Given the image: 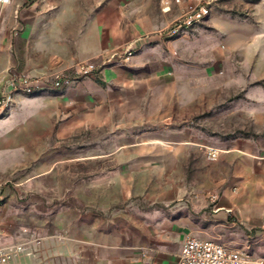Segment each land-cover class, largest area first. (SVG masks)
<instances>
[{
    "label": "rangeland",
    "instance_id": "1",
    "mask_svg": "<svg viewBox=\"0 0 264 264\" xmlns=\"http://www.w3.org/2000/svg\"><path fill=\"white\" fill-rule=\"evenodd\" d=\"M53 1H57L53 15L44 17L43 23L59 29L61 41L64 35L70 43L78 36V22L105 2ZM19 2L12 0L0 20V87L6 88L18 77H28L40 88L31 94H16L13 103L0 109V181L5 182L8 195L2 212L13 219L11 224L31 226L46 237L41 247L44 249L23 259L26 264H88L75 253L70 230H57L68 221L72 229V221L58 220L57 214L77 207L95 211L111 218L112 228L116 229L120 219L112 216L131 202V174L147 172L150 180L160 178L168 189L174 186L170 180L174 183L176 179L183 187L187 185V159H170L168 151L177 144L142 143L159 128L157 124L137 122L136 118L121 121L118 113L95 126L83 124L66 129L70 119L59 100L62 90L49 83L58 74H73L82 61L75 60L65 69L57 57L45 67L44 56L39 64L43 67L34 71L14 67L12 49L8 39H3L2 29L6 27L10 33ZM38 2L44 5L48 0ZM132 12L137 24L152 32L167 27L179 13L177 8L164 12L161 0H135ZM165 40H176L169 50L171 70L187 76L186 83L177 87V102L171 107L186 114L183 119L187 121L183 120L182 125L200 132L211 146L220 147L233 139L262 142L264 0H214L211 14L203 21L187 34ZM36 43L30 42L28 50L33 51V45L37 49ZM33 52L39 53V49ZM23 54V49L18 52L22 63ZM169 126L164 124L165 128ZM126 141L137 144L126 145ZM204 147L198 146L196 152L204 153ZM151 186L147 191L152 190ZM217 223L214 217L206 220L200 226L202 233L197 235L264 256V231L252 228L247 232L242 225ZM140 249L146 252L149 248Z\"/></svg>",
    "mask_w": 264,
    "mask_h": 264
},
{
    "label": "crops",
    "instance_id": "2",
    "mask_svg": "<svg viewBox=\"0 0 264 264\" xmlns=\"http://www.w3.org/2000/svg\"><path fill=\"white\" fill-rule=\"evenodd\" d=\"M134 1L105 0L95 13L78 22V36L72 43L64 35L61 41L59 29L43 23L44 17L53 15V6L57 4L53 0L44 5L38 0H20L15 6L10 33L6 27L2 29L3 39H8V47L12 49L14 67L34 71L43 67L39 64L44 56L45 67L57 57L65 69L75 60H93L100 66V74L84 76L61 89L59 100L70 119L66 129L83 124L95 126L118 113L121 121L136 118L137 122H154L159 128L142 143L177 144L178 147L168 151L170 159H187V185L183 187L176 179L174 183L170 180L174 186L168 189L165 181L160 178L152 181L147 172L131 174L128 185L131 202L112 216L120 219L116 229L112 228L111 218L95 211L77 207L57 214L58 220L72 221V229L68 221L57 230H70L75 253L88 264H176L185 238L202 233L200 226L212 217L218 221L217 225H242L247 232L252 228L264 231V139L259 143L233 139L218 147L219 158L210 164L205 151L196 152L198 146L211 145L200 132L182 125L183 120L187 121L183 119L185 113L171 108L177 102V87L187 81V76L171 70L169 50L176 40L154 34L151 40L141 39L138 52L128 62L106 59L108 54L147 31L134 19ZM10 3L3 10L11 7ZM30 42L38 45L39 53L33 52L37 50L34 45L33 51L28 50ZM22 49L23 63L18 56ZM165 123L170 126L165 128ZM150 183L152 190L147 191ZM6 205L0 207V229L4 230L13 223L2 212ZM140 247L149 249L145 252Z\"/></svg>",
    "mask_w": 264,
    "mask_h": 264
},
{
    "label": "built area",
    "instance_id": "3",
    "mask_svg": "<svg viewBox=\"0 0 264 264\" xmlns=\"http://www.w3.org/2000/svg\"><path fill=\"white\" fill-rule=\"evenodd\" d=\"M12 0H0V18L3 8ZM214 0H161L164 12L177 8L179 13L162 30L146 31L139 39L126 42L121 48L106 56L115 63L128 62L139 50L141 39L151 40L154 34L164 39H172L187 34L188 30L211 14ZM101 68L96 61L88 60L77 64L73 74H58L49 85L63 89L91 74H100ZM40 86L28 77L10 80L6 88L0 87V109L14 102L18 93L31 94ZM205 155L209 161L219 158L221 149L205 146ZM8 195L5 182L0 181V207L6 203ZM63 235V234H62ZM45 235L27 225L10 224L9 229H0V264H18L25 258L35 256L45 244ZM176 264H264V256L252 253L248 248H233L224 243L189 235L180 249Z\"/></svg>",
    "mask_w": 264,
    "mask_h": 264
}]
</instances>
